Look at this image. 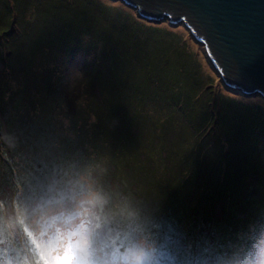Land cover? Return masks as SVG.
Returning a JSON list of instances; mask_svg holds the SVG:
<instances>
[{"label": "rangeland", "instance_id": "374dc122", "mask_svg": "<svg viewBox=\"0 0 264 264\" xmlns=\"http://www.w3.org/2000/svg\"><path fill=\"white\" fill-rule=\"evenodd\" d=\"M21 1L0 0V181L1 184L4 183V186H0V196L6 202L3 208L0 206V264H43L39 255L42 249L55 247L62 254L65 248L71 247L77 241L87 244L88 254L85 258L76 260L74 264H136L138 257L141 258L140 264H179L174 261L168 263L159 260L149 261L148 258L155 255L154 247L161 251L163 245L167 249L175 245L171 236L167 237L169 241H165L162 246L155 244L162 239L149 233L155 229L154 225H151L152 230L142 235L136 227L129 231V254L124 255L121 251L112 253L114 237L116 236L115 240L121 243L125 235L120 226L107 222L108 215L112 214L110 211L112 204L105 206L104 203L106 198L111 196L108 189L116 186L118 197L113 199L112 203L117 206L119 203L128 202L126 205L130 210L134 201L137 206L140 205V198L134 200V189L148 185L150 174L156 172L161 174L165 172L167 176L169 174L167 171H160V159L159 161L156 158L154 161L153 158L147 159L146 155L141 154L138 147H135L137 144L129 153L118 152L117 141L123 140L129 132L135 136L139 134V129H142V136H150V139L146 140V144L150 146L162 143L159 136L172 137L173 131L175 134L180 131L182 132L180 138L183 137L185 147L190 143L188 135L190 137L192 135L195 148L200 150L198 136L200 135L203 140L202 136L208 133V130L213 128L215 131L219 128L227 147L231 138V133L227 129L229 117L223 115L220 118L217 112L218 105L214 104L215 111L212 114L205 118L201 115L194 121L192 116L196 107L190 103L174 105L169 101L167 105L165 104V114L162 118L165 116V119L168 118L164 124L171 126V132L164 128L160 135L153 137L151 117L148 118V132L143 130L142 124L145 119H138L137 112L140 108L133 111V114L126 104L136 97L138 91L136 84L139 80L141 83L147 80L145 77L148 74L139 64L147 63L148 59L158 52L157 45L151 46L147 39L143 38L150 30L142 27L150 25L161 27L164 31H156L155 35L161 34L157 43L165 48L175 43L174 34L177 33L180 49L188 54L192 67L198 65L196 67L203 75L208 74L213 79V83L207 86L211 94L222 91L235 97L236 103L242 106L264 105V97L258 93L245 95L238 91L225 90L219 74L206 57L203 45L182 22L175 24L167 18L155 22L140 18L134 8L121 0H25L24 3ZM96 2L101 5L100 9ZM8 6L10 10L6 8L5 11V7ZM117 24L126 27L124 35L120 28L116 27ZM168 30L174 31L173 34L168 33ZM136 32L143 39L137 40L138 37L131 36V33ZM107 35L113 36V40L107 39V50L110 52V49L114 48L116 56L113 59H103L108 56L102 52L103 58H95L93 51L86 46L90 45L94 37L101 46V39ZM128 39L135 41V45L131 43L130 46L122 48ZM77 53L82 56L81 63L77 67L72 65L69 67L68 61ZM116 58L121 65L118 66V70H124V73L135 78L133 87L114 84L115 78L112 75L117 70ZM48 60H54L55 63H48ZM56 60L62 62L64 73L59 78H56L53 70L54 64H60ZM194 79L195 75L186 67L182 73L166 77L167 81L176 85L183 81L185 83L183 85L190 91L195 84ZM50 81L53 83H50L51 91L46 87ZM106 89L110 95L108 115L103 112V107L100 110L92 107L104 99L102 90ZM92 102L93 104H90ZM144 104L149 105L150 102L145 101ZM195 110L197 113V109ZM250 113L253 117L258 116L255 107ZM202 127H206L203 134L200 132ZM255 128L257 131L258 127ZM205 141L206 137L203 142ZM125 143L131 150L129 148L131 143L128 140ZM171 143H174L172 138L164 142V146L169 147ZM262 145L260 140L250 144L246 150L250 163L240 154L235 156V160L239 158V163L234 168V172L240 173L238 179L235 174L227 176L225 172L223 175L221 168L217 172L205 169L201 175L202 186L184 196L186 203L195 201L193 202L195 206L193 204L189 207L196 219L200 220L207 215L202 223L205 221L214 223L216 220L214 221L212 217H220L222 207L226 204V201L215 193L216 188H222L219 181L226 179L229 187L234 189L231 199L234 203L231 206L232 213L230 214L228 210L224 217L225 219L227 216L226 219L231 221V225L227 226L225 222H221L216 224L217 228H213V231L216 228L214 239L222 245L221 251L227 260L223 264H264L262 222L256 224V230L259 228L261 234L253 242L252 250L246 251L243 256L236 255L254 233L250 230L255 226L253 223L255 215L258 217H262L259 214L264 215V209L261 206L252 207L253 204L248 198V189L252 188L251 155L258 158L264 167ZM185 147L181 148L180 155L173 153L177 165L168 176L171 182L177 178L178 168L181 166L176 157L181 156L184 162L190 158L192 162L191 154L183 151ZM93 150L95 154L98 151L99 157L105 154L106 164L101 161L102 167H105L104 171V168H98L92 162ZM201 155L202 151H199L196 158L202 157ZM214 155V150L205 149L204 158L211 160ZM33 158L36 162L31 163L30 160ZM207 159L204 160V166L209 165ZM142 161L147 162L146 173L140 169ZM131 165L134 166L131 168ZM15 169L18 173H11V170ZM109 173L111 175H108ZM41 175L47 177L46 180L55 186L39 190L40 182L37 178ZM156 180V178L152 180L153 186H147V194L141 204L146 200L149 204L148 199L153 197V192H157L159 187L165 184L162 180ZM185 184H190V181ZM194 187L195 183L192 184V188ZM187 190L191 191L190 188ZM119 191L123 193L119 195ZM30 192L34 195L39 194L35 198L36 201L28 200ZM163 201L171 203V195L167 194ZM241 205L242 207L238 209ZM249 205L252 207L250 211L252 214L246 219L240 218L241 213L246 211L245 208L251 209ZM17 208L22 209L25 217L30 219H27L28 222L22 215L18 217ZM140 208L134 210L132 221L141 220ZM10 215H13V218L9 220ZM198 226H201L203 231L205 227H209L208 232H212L211 225ZM167 227L172 230L168 223ZM203 239H207V236H203ZM108 253H112L113 257L116 255L117 259L111 258ZM217 256H206L202 264H215ZM229 260L235 263H230Z\"/></svg>", "mask_w": 264, "mask_h": 264}, {"label": "trees", "instance_id": "16d2710c", "mask_svg": "<svg viewBox=\"0 0 264 264\" xmlns=\"http://www.w3.org/2000/svg\"><path fill=\"white\" fill-rule=\"evenodd\" d=\"M24 2L25 0L21 1V3H24ZM96 3L98 4V7L100 9L101 5L98 2ZM6 8L10 10L9 6L5 7V11H6ZM22 11H23V8H21V12ZM10 25H12V22ZM139 25L142 26L141 24ZM116 27L120 28V30L123 32V35H124V30L126 27L118 26V24ZM8 28L9 27L7 26L6 29L8 30ZM137 28L139 29L141 27H137ZM142 28L150 30V32L144 34L143 38H146L147 42H149L151 46L157 45L158 52L154 53V56L152 58H149L148 62L145 64L141 63V59H140L139 62L142 65L139 64V66L144 67V72L145 71L147 72L148 76L145 77V79L147 80L145 81V83H141L139 80V83L136 84V87L138 88V91L136 92V97L133 99V101H131L130 103H126V104H128L130 109L132 110L131 113H133V111H135L137 108H140L138 109L137 112H139L138 119L139 118L141 120L145 119L144 123L142 124L143 130L148 132V120H149L148 118L151 117V120H150L152 124L151 134L153 137L155 135H160L164 128H168V131L171 132V126L164 124L168 118L165 119L166 116L162 118V116H164L165 114L164 108L166 107L169 101H171L170 104L174 103V105L178 103H183L184 105L186 103V105H188L190 103L191 105L196 107L195 109H197V113L193 107L188 106L190 109L193 108L195 111L194 115L192 116L194 121L196 118L198 119L201 115L202 117L205 118L207 115L212 114L215 111L214 104H217L218 105L217 112L220 118L223 117V115L225 117H229V125H228L229 127L227 129H228V132L231 133V138L227 146L229 148H227L224 140L222 139V132L219 130V128L216 129L215 131L213 130V128H211L210 130H208V133L202 136L203 140L200 138V135L198 136L197 141L201 147L200 150L195 148L194 146L195 143H194V139L192 135L191 137L188 135V139L190 143L186 144V147H185L183 137L180 138L182 134V132L180 131H178L176 134H175V131H173L172 137L168 136L167 138L166 137L162 138V136H159L162 143L161 144L154 143V144H151L150 146L146 144V140L150 139V136L149 135L146 137L142 136L143 135L142 129H139V134H136L135 136H133V133L129 132V134L123 140H118L117 141L118 150H119L118 152L124 153V151H126L125 153H129L132 151V149H134V146L137 144L135 147H138V150L141 151V154H145L147 159L153 158L152 161H154L155 158L158 161L160 159L161 160L160 171L161 172L167 171V174L169 173L170 175H171L170 172L174 171L173 167L177 165L173 158V153L180 155L179 153L182 147H185V149H183L184 152L187 151L188 155L191 154L192 162L190 161V158L184 162L183 158H180L181 156L176 157L181 166H179L178 168L179 174L177 175V178L175 179L174 182H171L169 180L170 178V177L168 178L169 174L167 176L165 172L161 174L155 171L156 172L155 174L153 175L150 174V177L148 179L149 182L151 181L152 183V180H155L156 178L157 179L156 181L162 180L163 182H165V184L161 185L157 192H153L152 194L153 197L148 199L149 204L147 203V200L143 204L141 203L144 201L146 197L147 186L148 185L153 186L154 182L152 184L148 182V185L142 188L138 187L134 189L133 191V193H135V195H133L134 200H138V198H140L139 199L140 205L137 206L134 201L132 205V209L130 210L128 209V206L126 205L128 202H125V203L123 202L122 204L119 203L117 206H115L116 204L112 203L113 199H116L118 197L117 196L118 189L116 186L114 188L108 189L111 196L108 199L106 198V200L104 199L105 200L104 203H105V206L112 204V206H110V211L112 212V214L108 215L107 222L114 223L115 225L120 226L122 233H124L125 235V237L122 238L121 243L115 240L116 236L114 237L113 250L111 251L112 253L121 251L124 255L129 254L130 253V250H129L130 243L128 242L129 231L136 227V230L139 231V234L141 233L140 235H142V233H147L149 230H152L151 225H154L155 229L150 231L149 233H153L155 237L158 236V237H161L162 239L155 244L162 246L161 244H164L165 241H169L167 237L171 236L174 238L175 245L169 246L168 249L164 248V245H163L162 246L163 249L161 251L158 250L156 247H154L155 249H153V251H155V255L148 258L150 262L159 260L160 262L165 261L167 263L174 261L179 264H202V261L205 260L206 256L215 257V255H218L215 258L216 259V261H214L215 264H223L227 260L224 257V252L221 251L222 245L219 243V241L217 240L215 241L214 235H216L215 234V230L217 228L216 224L218 225L221 222H225L227 226L231 225V221L226 219L227 216L225 219L224 217L225 215H227L226 213L228 210L230 211L229 212L230 214L232 213L233 207L231 206L234 205V203L232 202L231 199L233 196L232 193L234 189L231 186L229 187V184H227L226 179L224 180L222 179L221 181H219V184L222 186V188L220 189L216 188L215 193L220 198L224 199L226 201V204H224V206L222 207L223 212L220 217H215V216L212 217L214 221L216 220V222L214 223H207L206 221L202 223L205 216L207 215L202 217L200 220L196 219L194 214L190 211V207H189L193 205L195 201L188 200L190 203H186L184 201L185 200L184 196L188 192H192V193L195 192L199 187L202 186L203 179L201 175L205 171V169H211L212 172H217L218 169L221 168L223 171L222 173L223 175L225 174V172L227 173V176H230L231 174H235L238 179L240 173L234 172V168L236 164L239 163L238 161L239 158L235 160L236 159L235 156L237 154H240L243 158H247L246 150H248V148L250 147V144H252L253 141L260 140V142L263 144L261 146V148H263L262 154H264V105L257 104V105L242 106L236 103L234 99L235 97H233L232 95L226 94L222 91L221 93H217L214 95L211 94V92H209V90L207 89V86H210L213 83V79L208 74L203 75V73L200 72V70H198V68L196 67L198 65L196 66L194 65V67H192V65L190 64V59H189L188 54L180 49V46L177 42V33L174 34L176 36L175 43L171 45V47L165 48L162 46V44L157 43V40L161 36V34L155 35L156 31H159V30L164 31L163 29H161V27H154L150 25L149 27H142ZM2 29H5V28H2ZM127 29L129 30V28ZM173 32L174 31L172 30H168V33L173 34ZM107 36L101 39L100 41L101 46L98 45L99 42L96 40V37H94L91 40L90 45L86 46L83 44V46H86L87 49H90L91 51H93V55H95V58H98V59L103 58L101 57V54L103 52L108 56L107 58H103V59H107V60L113 59L116 56L113 50L115 52L116 50L114 48L113 50L111 48L110 52H108L107 50L108 48L107 39L113 40V36L112 35L110 37L109 36L107 37ZM131 36L138 37L137 40L143 39V38H140L137 32L134 34L131 33ZM131 43H134L135 45L136 42L130 41L128 39V41L124 43L125 45L122 48L128 45L130 46ZM118 61H119L118 58H116V63H117L116 69L117 70L112 75L115 78L114 84H119L121 87L123 86L133 87L135 84V81H134L135 78H131L130 75H127L126 73H124V70H118V66H121L120 62ZM48 63H55V62L54 60H48ZM57 63H60V64H54L53 70L56 73V78L57 77L59 78L61 77V75H64V73L61 67L62 62L57 61ZM185 67L189 69L193 75H195V79H194L195 84H193L192 91H190L189 88L183 85L185 84L183 81H180L176 85V83L169 82L166 80V77L169 75L175 76V75L182 73L185 70ZM174 78L176 77H173V79ZM50 83H52V81L47 83L46 87L48 88V90L50 89L51 91L52 86L50 85ZM222 84L224 85V89L227 90L228 92L238 91L239 93H242L238 89H231L229 87H226V85L223 82ZM102 91H103L104 99L97 102V104H94L92 107H94V109H99V110L101 107H103L104 109L103 112H106V114L108 115L107 112H108V106L110 104V95H109L108 89L102 90ZM145 101L150 102V104L145 105L144 104ZM90 104H93V102ZM100 104H102L103 106L101 105L99 107ZM254 107L258 113L257 117H253L250 113L251 109ZM160 113L162 114L160 115ZM231 117H233L234 120L233 118L231 119ZM256 126L258 127L257 131L255 128ZM206 127H209V126H206ZM206 127H202V129L200 130L201 134L204 133V129ZM220 127H223V125H220ZM231 127L232 129L230 130ZM184 135L185 134H183V136ZM205 137H206V141L203 142ZM171 138L174 140V143H171V145H168L169 147L164 146V142L169 141ZM126 140H128L131 143V146L129 147L131 148V150L128 149V147L126 146V143H125ZM175 140L177 141V143H175ZM44 142H46V139L44 140ZM190 144L192 147L190 146ZM146 148H148V150H146ZM207 148L214 150L215 157L212 158L211 160L205 157L209 165L204 166L203 165L204 160H205L204 152H205V149ZM165 150L167 151L165 152ZM194 151H195V154H194ZM199 151H202V155H201L202 157L196 158V155L199 153ZM89 154H90V149H89ZM91 158L93 159L92 162L98 168H104L103 171L105 170V167H102V162H101V161H104L103 164H106L105 154L102 157H99L98 151H96V154H95V151L93 150V154L91 155ZM251 158H252L251 164L253 167V172L251 173V176H250V182H251L252 188L248 189V192H249L248 198H249V201L252 202L253 204L251 205L252 207L261 206L262 209H264V167L260 164V162L258 161V158L254 157L253 155H251ZM170 159H172L173 161H171ZM248 160L250 163V159ZM30 162L31 163L36 162V159L33 158L30 160ZM30 162L29 164L31 165ZM146 164L147 162H143L140 167L141 171L144 173H146V171L148 170V168L145 167ZM192 165L193 167L191 168ZM133 166L134 165H131V168ZM91 167L93 168V165ZM181 168L183 170H181ZM30 170L32 169L30 168ZM13 172L18 173L17 169L11 170V173ZM37 174L40 175L39 173ZM58 174H57V177H58ZM187 174L188 176H186ZM108 175H111V173H109ZM44 178H45L44 175L43 176L41 175L39 178H37V180L40 182V186L38 187L39 190L41 189V191H43L44 189L45 190L49 189L51 186H55L54 183H49L46 180L47 177L45 179ZM210 179H212V177H210ZM187 181H190V184H185ZM193 183H195L194 188H192ZM60 184L62 185L63 183H60ZM0 186H4V183L2 182L1 184V181H0ZM188 188H190L191 191H188L187 190ZM119 192H120L119 195L123 193V191H119ZM167 194L171 195V201H172L171 203H166L163 201L166 198ZM38 196L39 194L37 195L36 193L34 195L33 193L30 192V196L28 200L36 201L35 198ZM193 199H195V197ZM56 200H58V202L60 201L59 199H56ZM0 202H1L0 206L3 208L6 202L1 198V196H0ZM114 203H117V202H114ZM229 206L231 207V209ZM251 206L249 205L248 207H251ZM137 207H141L140 212L142 213L141 214L142 218L141 220L135 222V221H132L131 217H132V214L135 213L134 210ZM241 207L242 205L239 206L238 209H240ZM252 207L249 210H247L248 208H245L246 211H243V213H241L239 217L246 219L247 216L252 214V212H250L252 210ZM35 209H36V206H35ZM187 211H189V214H187ZM17 213H18V217L22 215L24 220L28 222L27 219L29 218L25 217V214L23 213L22 209L19 210L17 208ZM128 213H130L129 216H128ZM259 215H261L262 217H258V215H255V218L253 221L255 226H252L250 230L251 232H254L253 234H251V239L246 240V244L244 245V247L240 248V250L237 252L236 255L243 256L246 253V251L248 250L251 251L252 247L254 246L253 242L256 241V237H260L261 233H259V228L256 230V226H257L256 224H258V222H262L263 224L262 226L264 227V215L263 214H259ZM8 218L10 220L11 218H13V215L8 216ZM167 223L169 224L170 228H172V230H170L167 227ZM201 224H203L204 226L206 224L211 225L212 232H208L209 227H205V229L207 228L208 229L207 231L205 229L203 231L201 226H198ZM159 225H163L165 227L159 228L158 227ZM173 226H175V228ZM214 227L216 228L213 231ZM203 236H207V239L204 240ZM210 239H212L213 241H210ZM234 246H236V244ZM112 253H108V254L109 256H111V258L115 259L116 255L115 257H113ZM140 259L141 258L138 257L136 260L140 262ZM229 262L235 263L233 260H229Z\"/></svg>", "mask_w": 264, "mask_h": 264}, {"label": "water", "instance_id": "95a60500", "mask_svg": "<svg viewBox=\"0 0 264 264\" xmlns=\"http://www.w3.org/2000/svg\"><path fill=\"white\" fill-rule=\"evenodd\" d=\"M149 21L182 22L222 82L264 97V0H121Z\"/></svg>", "mask_w": 264, "mask_h": 264}, {"label": "clouds", "instance_id": "9594fccd", "mask_svg": "<svg viewBox=\"0 0 264 264\" xmlns=\"http://www.w3.org/2000/svg\"><path fill=\"white\" fill-rule=\"evenodd\" d=\"M87 254V244L79 241L71 247L65 248L62 254L55 247L42 249L39 253L40 260L43 261V264H74L76 260L85 258ZM136 264H140V262L137 261Z\"/></svg>", "mask_w": 264, "mask_h": 264}, {"label": "bare ground", "instance_id": "6f19581e", "mask_svg": "<svg viewBox=\"0 0 264 264\" xmlns=\"http://www.w3.org/2000/svg\"><path fill=\"white\" fill-rule=\"evenodd\" d=\"M81 57L82 56L77 53L72 58H70V60L68 61L69 67L70 65L77 67L81 63Z\"/></svg>", "mask_w": 264, "mask_h": 264}]
</instances>
